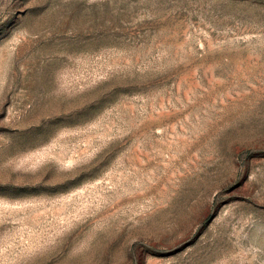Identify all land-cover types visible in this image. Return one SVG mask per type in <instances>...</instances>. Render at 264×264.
<instances>
[{
	"label": "rangeland",
	"instance_id": "1",
	"mask_svg": "<svg viewBox=\"0 0 264 264\" xmlns=\"http://www.w3.org/2000/svg\"><path fill=\"white\" fill-rule=\"evenodd\" d=\"M0 264H264V0H0Z\"/></svg>",
	"mask_w": 264,
	"mask_h": 264
}]
</instances>
